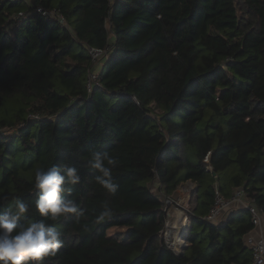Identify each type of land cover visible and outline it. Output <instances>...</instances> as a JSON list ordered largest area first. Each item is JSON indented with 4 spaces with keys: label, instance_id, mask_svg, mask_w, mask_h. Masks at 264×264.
Masks as SVG:
<instances>
[{
    "label": "trees",
    "instance_id": "trees-1",
    "mask_svg": "<svg viewBox=\"0 0 264 264\" xmlns=\"http://www.w3.org/2000/svg\"><path fill=\"white\" fill-rule=\"evenodd\" d=\"M92 150L119 161L114 196ZM52 164L79 169V221L36 214L34 173ZM154 180L165 197L195 185L179 254ZM238 187L264 214V0H0V211L23 200L61 233L43 264H252L248 209L205 219L215 189Z\"/></svg>",
    "mask_w": 264,
    "mask_h": 264
},
{
    "label": "clouds",
    "instance_id": "clouds-1",
    "mask_svg": "<svg viewBox=\"0 0 264 264\" xmlns=\"http://www.w3.org/2000/svg\"><path fill=\"white\" fill-rule=\"evenodd\" d=\"M118 159L106 151L92 150L87 167L93 172L95 183L110 196H114L119 185L113 179V170ZM81 180L75 166L61 167L52 164L47 168H37L34 173V207L39 217L59 221L69 215L79 221L85 212L70 198L72 186ZM30 204L23 200L0 211V264H43L45 258L54 257L61 248V233L45 223V219H27ZM113 209L109 201H104L95 222L110 218Z\"/></svg>",
    "mask_w": 264,
    "mask_h": 264
},
{
    "label": "built area",
    "instance_id": "built-area-1",
    "mask_svg": "<svg viewBox=\"0 0 264 264\" xmlns=\"http://www.w3.org/2000/svg\"><path fill=\"white\" fill-rule=\"evenodd\" d=\"M35 11L41 12L42 14L56 16L60 22L65 23V18L55 9H45L38 6L35 8ZM88 52L92 61H97V59L105 53V50L97 47H88ZM95 78V74L90 73L88 80L89 84L91 81H94ZM204 161L208 162V154L205 155ZM237 208H246L250 214L252 229L245 235L244 240L246 245H248L251 249L252 264H264V214L255 205L253 199H248L245 196L243 188H236L230 198L223 197L219 190L215 189L213 202L205 216V219L208 221L220 220L229 212ZM164 210L166 213L167 211L165 208ZM188 226L189 225L180 227V240L178 241L179 249L176 250L174 247L175 243L172 239L174 227L169 213H166L163 228L160 231V237L170 249H172L175 253H178L182 250V247L186 245V230Z\"/></svg>",
    "mask_w": 264,
    "mask_h": 264
},
{
    "label": "rangeland",
    "instance_id": "rangeland-1",
    "mask_svg": "<svg viewBox=\"0 0 264 264\" xmlns=\"http://www.w3.org/2000/svg\"><path fill=\"white\" fill-rule=\"evenodd\" d=\"M150 187L153 190V192L157 193L158 186L156 185V180L150 183ZM195 185L191 181H185L181 183L171 194L169 197L163 196L159 191L158 193L161 194V198L164 202V208L166 209V213H169L172 209H177L186 216V210L190 208V201L192 198V193ZM171 200V201H170ZM187 219V225L190 224V221L188 217ZM121 230L120 227H111L108 229V233L112 235H116L118 231Z\"/></svg>",
    "mask_w": 264,
    "mask_h": 264
},
{
    "label": "bare ground",
    "instance_id": "bare-ground-1",
    "mask_svg": "<svg viewBox=\"0 0 264 264\" xmlns=\"http://www.w3.org/2000/svg\"><path fill=\"white\" fill-rule=\"evenodd\" d=\"M170 218H171V221L174 227L172 239L175 243V246H174L175 249L178 250L179 249L178 241L180 240L179 229L181 226H185L187 224V219H186L185 214H183L176 208L170 211Z\"/></svg>",
    "mask_w": 264,
    "mask_h": 264
},
{
    "label": "water",
    "instance_id": "water-1",
    "mask_svg": "<svg viewBox=\"0 0 264 264\" xmlns=\"http://www.w3.org/2000/svg\"><path fill=\"white\" fill-rule=\"evenodd\" d=\"M184 247H182V249H183ZM182 251V250H181ZM181 251L180 252H178L177 254H179V253H181Z\"/></svg>",
    "mask_w": 264,
    "mask_h": 264
}]
</instances>
